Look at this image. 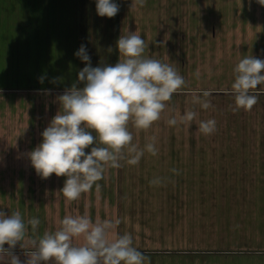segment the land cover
I'll return each instance as SVG.
<instances>
[{
    "label": "rangeland",
    "instance_id": "obj_1",
    "mask_svg": "<svg viewBox=\"0 0 264 264\" xmlns=\"http://www.w3.org/2000/svg\"><path fill=\"white\" fill-rule=\"evenodd\" d=\"M86 1L0 0V210L19 211L25 223L40 220L35 232L28 225L23 248L18 243L14 253L25 261V251L33 250L29 239L57 230L66 215L87 214L94 222L119 220L113 236L130 233L150 264H264L259 255L264 254V94L250 110L237 108L231 94L239 60L246 55L264 60V6L257 0H172L174 19L77 20L67 14L74 12L70 4ZM118 1L127 10L132 3L113 0ZM230 3L233 14L217 22L233 28L234 42L216 66L214 18ZM128 31H137L148 44L145 55L172 64L185 84L149 129L129 123L132 143L144 148L155 137L157 155L145 150L137 165L125 159L119 168L108 167L97 181L99 190L93 185L79 199L67 200L60 191L66 177L41 178L28 153L58 112L56 97L85 66L74 55L80 45H86L93 67L114 65L116 41ZM53 78L60 79L53 83ZM204 91L211 95L204 97ZM186 111L197 115L180 123ZM172 117L175 126L167 123ZM207 120L216 121L210 135L200 131ZM158 177L160 184L150 183ZM231 206L233 226L228 218L234 212L226 217Z\"/></svg>",
    "mask_w": 264,
    "mask_h": 264
},
{
    "label": "clouds",
    "instance_id": "obj_2",
    "mask_svg": "<svg viewBox=\"0 0 264 264\" xmlns=\"http://www.w3.org/2000/svg\"><path fill=\"white\" fill-rule=\"evenodd\" d=\"M257 2L264 6V0ZM145 4L146 0H132L130 8ZM96 12L100 17L113 18L119 12V5L113 0H96ZM116 48L117 63L93 67L86 45H80L74 55L85 66L78 72L77 81L56 97L60 108L41 133L42 142L28 153L32 167L41 178L47 179L52 174L66 177L60 191L70 201L79 199L93 185L99 190L97 181L103 178L106 168H119L125 159L128 164L137 165L145 150L157 155L155 137L144 148L132 143L129 123L138 130L149 129L161 118L173 94L185 84L172 64L145 55L148 44L137 31L122 34ZM108 51L111 53L113 49L109 47ZM233 71L231 94L235 105L250 110L259 95L264 94V74H261L264 60L246 55ZM44 79V76L39 78L41 83ZM59 79L53 78L52 82ZM80 84L83 86H78ZM210 95L208 91L203 92L204 97ZM197 102L204 109L211 107L209 101ZM196 115L194 111H186L180 123H188ZM167 123L175 126L178 121L172 117ZM215 130V120L201 121L203 134L210 135ZM89 146L90 152L86 153ZM171 171L179 174L175 168ZM162 179L158 177L150 183L160 184ZM119 223V220L94 222L87 214L66 215L57 230L45 231L38 240L29 239L33 250L25 251L27 259L22 262L14 249L18 243L23 248L21 242L26 239L28 225L35 232L40 220L34 217L25 223L19 211L8 215L0 210V261L5 264H48L49 261L55 264H145L148 257L133 245L130 233L113 236ZM79 238L83 243H74Z\"/></svg>",
    "mask_w": 264,
    "mask_h": 264
},
{
    "label": "crops",
    "instance_id": "obj_3",
    "mask_svg": "<svg viewBox=\"0 0 264 264\" xmlns=\"http://www.w3.org/2000/svg\"><path fill=\"white\" fill-rule=\"evenodd\" d=\"M148 2H146V4L141 7L139 5H137L136 7L134 8H128V10L126 9L125 5L124 7L122 8V3L121 1H118L117 4L119 5V12L118 14L113 17V18H108V17H100L97 12H96V0H90V1H86L87 3L85 4V6H82L81 3L79 2H76L74 3L73 5L70 4V7H74V12H67V14H74V17L72 15V18L74 19H91V20H127V19H131V18H127V17H134L136 19V16L134 15H137V17L139 19H174V16L173 15H170L172 13V11L174 10V1L171 2L172 0H147ZM116 3V2H115ZM84 5V4H83ZM226 8L224 9L225 11H220L219 12V8L217 9V13H216V17L214 18L216 20V66L218 65V63H222L223 62V57L226 56L225 54H228L229 53V48L230 46L232 47L233 46V28H224L222 23H219L217 21H221L223 20L224 18H226L224 16V14H233V8H232V5L230 3L227 4L225 6ZM222 9V8H221ZM227 10V11H226ZM230 10V12H229ZM171 11V12H170ZM180 13H184V10L180 9L179 10ZM76 15V16H75ZM201 12L199 14L198 17H201ZM230 16V15H228ZM137 18V19H138ZM191 19V18H190ZM200 19V18H198ZM227 19L231 20L230 17H227ZM229 164V163H228ZM233 169V167L231 166L229 168V171H227V174L230 175L232 174L231 173V170ZM217 170L216 172L220 173L221 175V172L219 171V165L217 167V164H216V169ZM241 172V171H240ZM245 173L244 175H246L247 177H249V169H245L244 172ZM219 176V175H218ZM217 178V176H216ZM220 190L221 192V189H218ZM249 190V189H247ZM250 191H253V192H257L256 190H250ZM226 192H229V191H226ZM260 192V191H258ZM219 203V202H218ZM217 204V203H216ZM218 208L216 211H218L219 213V216H223V213H222V207H221V204H217ZM235 206V205H234ZM232 209H234L232 206L229 210V208H227L226 210V217L228 215H231L234 211H231ZM219 217H217V214H216V220H218ZM230 219L232 222L230 223V226H233V223H234V219H235V212L233 213V216L231 215ZM233 252V251H232ZM222 256L223 255H226L225 253H221ZM230 257H235V256H240V255H245L244 253H229L228 254ZM261 256H264V254H259Z\"/></svg>",
    "mask_w": 264,
    "mask_h": 264
}]
</instances>
